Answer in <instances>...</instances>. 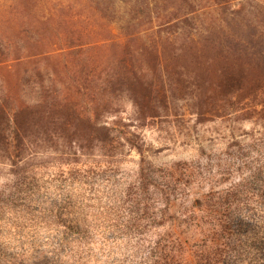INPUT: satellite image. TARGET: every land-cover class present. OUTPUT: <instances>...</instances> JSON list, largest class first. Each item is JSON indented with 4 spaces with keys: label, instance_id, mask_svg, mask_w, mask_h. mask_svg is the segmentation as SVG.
<instances>
[{
    "label": "trees",
    "instance_id": "1",
    "mask_svg": "<svg viewBox=\"0 0 264 264\" xmlns=\"http://www.w3.org/2000/svg\"><path fill=\"white\" fill-rule=\"evenodd\" d=\"M174 100L199 117L244 112L246 119L253 113L264 119V5L257 0H0V173L6 180L0 186L1 209L18 210L23 187L39 186L31 171L68 173L66 186L72 188L78 166L112 168L121 162L122 147L144 154V142L135 134L122 135L115 119L128 102L137 127L151 125ZM180 175L164 177L166 190L158 186L163 201L191 177ZM153 176L141 167L137 180L150 184ZM235 188L199 197L201 206L188 223L197 247L188 248L171 231L148 256L151 264L243 260V228L233 227L240 206L231 202ZM78 240L83 249L90 243ZM263 245L256 243L257 249ZM17 258L16 264H63L48 254Z\"/></svg>",
    "mask_w": 264,
    "mask_h": 264
},
{
    "label": "rangeland",
    "instance_id": "2",
    "mask_svg": "<svg viewBox=\"0 0 264 264\" xmlns=\"http://www.w3.org/2000/svg\"><path fill=\"white\" fill-rule=\"evenodd\" d=\"M174 101L151 125L137 127L128 102L115 119L122 135L135 134L144 142L142 155L122 147L121 162L112 168L78 166L72 188L66 186L68 173L31 171L39 186L23 187L18 210L0 207V264H16L22 254L30 261L48 254L63 264H151L148 256L171 231L188 248L197 247L198 236L188 223L201 206L199 197L234 186L231 202L240 206L233 227L243 228L244 259L232 257L226 264H249L250 259L264 264V247H256L264 242V119L256 113L246 119L244 112L199 117L184 102ZM141 167L155 174L150 184L137 180ZM183 172L191 173L186 185L163 201L164 177L175 173L179 178ZM4 182L0 173V186ZM132 217L137 219L130 223ZM83 237L90 242L85 249L78 240ZM59 239H66L60 248Z\"/></svg>",
    "mask_w": 264,
    "mask_h": 264
}]
</instances>
